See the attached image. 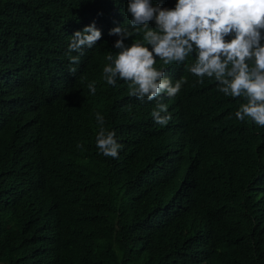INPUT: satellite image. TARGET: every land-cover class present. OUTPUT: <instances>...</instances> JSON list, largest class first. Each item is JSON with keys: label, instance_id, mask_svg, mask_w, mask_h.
Returning a JSON list of instances; mask_svg holds the SVG:
<instances>
[{"label": "trees", "instance_id": "trees-1", "mask_svg": "<svg viewBox=\"0 0 264 264\" xmlns=\"http://www.w3.org/2000/svg\"><path fill=\"white\" fill-rule=\"evenodd\" d=\"M127 2L0 0V264H264V127L235 117L243 97L187 70L195 52L157 59L173 84L187 80L161 98L166 126L156 100L108 85ZM93 22L102 39L74 65L72 35ZM97 113L118 158L96 146Z\"/></svg>", "mask_w": 264, "mask_h": 264}, {"label": "clouds", "instance_id": "clouds-1", "mask_svg": "<svg viewBox=\"0 0 264 264\" xmlns=\"http://www.w3.org/2000/svg\"><path fill=\"white\" fill-rule=\"evenodd\" d=\"M132 30L121 26L110 30L119 35L114 47L120 51L108 55L111 62L103 68V79L115 86L125 81L129 95L140 100H156L151 115L156 124L166 126L172 119L168 106L161 102L180 93L186 78L174 84L164 68L155 67L157 59L164 65L184 63L196 53V63L187 70L201 78H215L219 91L234 98L243 97L246 103L235 112L243 122L250 118L264 127V0H176L172 8L162 0H128ZM102 15V13H99ZM154 21L155 27H149ZM143 33V42L125 44L133 35ZM235 33L234 38L225 37ZM102 39L95 22L77 30L68 45L70 63L79 64L84 49L93 48ZM73 52L78 55H71ZM251 62V64L249 63ZM75 73L76 68L70 69ZM94 95L95 82L88 85ZM101 128L96 146L105 157L118 158L123 145L116 140L115 131H107L104 117L97 113ZM82 148V144L77 145Z\"/></svg>", "mask_w": 264, "mask_h": 264}]
</instances>
